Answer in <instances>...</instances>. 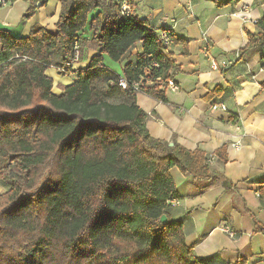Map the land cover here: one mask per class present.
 Masks as SVG:
<instances>
[{
  "label": "trees",
  "instance_id": "16d2710c",
  "mask_svg": "<svg viewBox=\"0 0 264 264\" xmlns=\"http://www.w3.org/2000/svg\"><path fill=\"white\" fill-rule=\"evenodd\" d=\"M22 1L23 20L49 2ZM59 3L55 33L37 27L17 38L0 30V181L9 186L0 195V264H206L167 213L179 199L171 169L208 179L204 154L153 139L134 100L105 102L95 84L97 74L114 88L118 78L141 80L140 91L167 104L162 84L176 68L160 41L163 31L136 14L133 0ZM257 25L263 33L248 36L243 52L264 45V19ZM79 42L97 54L55 95L45 71L64 66ZM137 43L142 52L122 75L103 65L105 57L120 62ZM254 225L264 234V225Z\"/></svg>",
  "mask_w": 264,
  "mask_h": 264
},
{
  "label": "crops",
  "instance_id": "0c3cea01",
  "mask_svg": "<svg viewBox=\"0 0 264 264\" xmlns=\"http://www.w3.org/2000/svg\"><path fill=\"white\" fill-rule=\"evenodd\" d=\"M133 1L136 14L156 33L168 30L173 36L166 52L176 68L172 79L178 89L167 90V104L142 91L129 94L109 87L103 74L96 75L97 89L111 104L134 100L148 116L146 128L153 139L211 159L205 180H194L177 168L170 171L179 199L168 208V218L181 222L193 255L206 264H233L239 256L246 264H264V234L254 225H264V195L259 196L264 194V45L243 52L248 36L263 33L257 22L264 19V0L221 6L211 0ZM27 9L22 0L0 7V30L17 38L28 37L37 27L55 33L59 0H49L23 20ZM79 47L81 56L72 73L59 74L56 67L45 71L55 95L76 82L78 72L97 54L81 42ZM141 52L137 43L120 62L105 57L103 65L120 76ZM214 104L226 111L212 110ZM220 149L225 161L218 156ZM223 227L235 236L223 233Z\"/></svg>",
  "mask_w": 264,
  "mask_h": 264
},
{
  "label": "built area",
  "instance_id": "2783aa9c",
  "mask_svg": "<svg viewBox=\"0 0 264 264\" xmlns=\"http://www.w3.org/2000/svg\"><path fill=\"white\" fill-rule=\"evenodd\" d=\"M8 3L6 0H0V6H6ZM122 11L124 13H128V6L126 4H124L122 6ZM160 41L162 42V44L168 48L171 44V33L170 31H163L160 33ZM79 60V51L77 49V47H75V51L73 52L72 56L70 57V59L64 64V66L59 67L58 71L60 74L62 75H67L68 73H72L73 72V67L74 64ZM212 67L216 68L215 64L212 63ZM227 66H223L224 69H226ZM141 81V80H139ZM132 82L131 84H129L124 78H118L117 82H116V86L118 88H120L121 90H129L131 89L132 92L136 93V92H140V82ZM163 87L166 90H170V91H176L178 89V86L176 85V83L174 82L173 79H170L168 81H166L165 83L162 84ZM212 110H217L220 109L222 111H226V107L222 104H214L211 106ZM211 159L208 160V162H210ZM175 202H171L170 206L174 205ZM222 232L227 234L230 238H233L235 235L234 233L227 227H223L222 228Z\"/></svg>",
  "mask_w": 264,
  "mask_h": 264
},
{
  "label": "rangeland",
  "instance_id": "374dc122",
  "mask_svg": "<svg viewBox=\"0 0 264 264\" xmlns=\"http://www.w3.org/2000/svg\"><path fill=\"white\" fill-rule=\"evenodd\" d=\"M80 56H81V54L79 53V58H80ZM57 70H58V68H57ZM58 73H59V71H58ZM8 189H9V186L7 184H5L4 182L0 181V195L4 194Z\"/></svg>",
  "mask_w": 264,
  "mask_h": 264
},
{
  "label": "water",
  "instance_id": "95a60500",
  "mask_svg": "<svg viewBox=\"0 0 264 264\" xmlns=\"http://www.w3.org/2000/svg\"><path fill=\"white\" fill-rule=\"evenodd\" d=\"M167 221V218H166V216H162L161 218H160V222L161 223H165Z\"/></svg>",
  "mask_w": 264,
  "mask_h": 264
}]
</instances>
